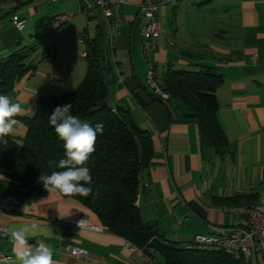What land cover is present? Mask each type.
Masks as SVG:
<instances>
[{"label": "crops", "instance_id": "1", "mask_svg": "<svg viewBox=\"0 0 264 264\" xmlns=\"http://www.w3.org/2000/svg\"><path fill=\"white\" fill-rule=\"evenodd\" d=\"M140 2L128 0L123 7L125 22L114 48L108 99L114 108L127 107L136 123L152 135L154 155L137 196L141 216L145 222L156 223L173 241H194L197 234H209L215 228L240 226L242 215L225 210L226 201L242 195L252 204L264 192V0H180L159 11L162 35L151 54L157 72L210 65L222 76L217 116L229 139L223 154L205 146L197 119L188 115L187 105L173 98L162 102L153 97L146 84L148 59L141 49L146 18L139 10ZM60 4V0H0V59L17 47L30 46L29 37L40 28L39 34L50 31L44 39L50 44L44 54L54 48L50 58L43 56L38 64L33 63L35 70L21 78L9 96L21 105L18 116H32L40 96L76 89L86 74V59L78 54L83 58L79 60L64 43L77 40L76 35L67 34L65 26L54 18L65 12ZM189 6L197 13L188 21L185 13ZM209 9L211 14L201 18ZM87 14L88 20L97 21L95 27L82 21L79 26L73 24L74 31L88 29L93 36L99 23L103 24L102 17L98 12ZM13 15L26 19L22 28L12 23ZM209 25L208 32L205 26ZM209 33L214 38L207 45ZM82 47L86 50V44ZM137 88L148 92L151 102L135 94ZM60 89L65 90L56 93ZM15 119L18 124L12 134L24 135L27 127ZM63 218L78 219L89 227L57 222ZM2 225L8 234L0 236V253L6 255L0 257V264H20L18 253L27 243L48 246L53 264H148L129 249L125 238L108 231L93 211L56 191L26 203L23 213L0 212ZM18 232L23 233L26 245L15 241L13 234ZM66 245L87 248L96 258H74L66 252ZM258 264H264L263 257L258 258Z\"/></svg>", "mask_w": 264, "mask_h": 264}, {"label": "trees", "instance_id": "2", "mask_svg": "<svg viewBox=\"0 0 264 264\" xmlns=\"http://www.w3.org/2000/svg\"><path fill=\"white\" fill-rule=\"evenodd\" d=\"M85 44L87 70L78 87L60 95L40 96L32 116H16L27 127L26 133H10L0 139V194H14L30 203L49 193L39 177L60 170L50 167L49 161L64 158V147L49 124L48 116L55 107L71 103L72 115L92 126L102 123L104 129L97 135L95 151L86 164L92 176L93 194L87 197L61 195L77 199L99 217L108 231L136 247L151 245L152 257L155 260L158 257L161 263L249 264L223 250L189 247L193 241L170 240L156 223L143 220L137 196L142 175L154 155L152 135L136 123L127 107L114 108L109 103V77L114 74L112 58L116 42L112 44L110 38L107 41L104 23H99L95 35L89 32ZM34 49L32 45L17 47L0 59V94L12 96L16 83L35 70V64L27 62ZM53 50L44 54V58H50ZM159 75L161 88L170 95L166 102L173 98L187 105L188 115L197 119L205 146L216 153H225L229 139L217 116V90L222 76L215 67L170 68ZM242 197L238 195L226 202L228 206L251 205Z\"/></svg>", "mask_w": 264, "mask_h": 264}, {"label": "built area", "instance_id": "3", "mask_svg": "<svg viewBox=\"0 0 264 264\" xmlns=\"http://www.w3.org/2000/svg\"><path fill=\"white\" fill-rule=\"evenodd\" d=\"M58 3L59 0H50ZM178 0H141L139 10L146 18V23L141 28V34L144 38L142 43L143 54L148 59V71L146 84L152 91L154 97H158L160 101L166 102L170 95L164 91L160 84V75L157 72L156 62L151 57L152 51L156 45V41L161 37V25L158 20L159 10L165 4L176 3ZM79 11L86 13H99L102 17L105 28L111 43L114 44L117 35L120 32L122 24L125 22L123 7L128 3V0H76ZM74 14L70 11H65L57 14L55 20L65 26L67 34L76 35L80 45L85 44L89 40V32L87 29L75 33L72 25ZM12 23L17 28H22L26 23V19L20 18L18 15H13ZM169 42L172 41L169 39ZM53 48V46H52ZM81 57L87 56L86 50H80ZM254 59L257 54H254ZM26 202L21 200L14 194H0V212H8L20 214L25 211ZM225 210L233 214H240L243 217V224L240 226H230L228 228H215L209 234H197L190 246L199 248L223 250L228 255L235 259H241L249 264H258V258H264V193L258 198L257 203L251 205H231L225 206ZM54 222V220H50ZM58 223L65 226L76 228H88L89 226L78 219L63 218L57 220ZM8 234L6 226H0V236ZM129 249L142 261L148 264H157L151 253L154 249L151 245H146L143 248H138L127 241ZM26 246L35 248L34 243H27ZM66 252L74 258H96L87 248L74 245H66ZM0 257H6L0 253Z\"/></svg>", "mask_w": 264, "mask_h": 264}, {"label": "clouds", "instance_id": "4", "mask_svg": "<svg viewBox=\"0 0 264 264\" xmlns=\"http://www.w3.org/2000/svg\"><path fill=\"white\" fill-rule=\"evenodd\" d=\"M71 108V103H65L55 107L48 116L49 124L63 142L64 158L58 162L49 161L50 167L60 170L52 171L50 175L41 174L39 180L47 191L87 197L93 194V190L90 187L92 176L86 164L95 151L97 135L103 133L104 125L97 123L92 126L81 121L71 114ZM21 112L19 103L13 102L6 94H0V139L13 132L14 126L18 124L15 117ZM13 236L18 244L26 245L22 232L14 233ZM52 257V250L44 243L34 249L26 246L18 253L20 264H53Z\"/></svg>", "mask_w": 264, "mask_h": 264}, {"label": "rangeland", "instance_id": "5", "mask_svg": "<svg viewBox=\"0 0 264 264\" xmlns=\"http://www.w3.org/2000/svg\"><path fill=\"white\" fill-rule=\"evenodd\" d=\"M178 1H180V0H178ZM177 1V2H178ZM176 2V3H177ZM60 5H59V8L62 10H70L71 12H73L74 13V16H73V19H72V25L74 24V23H76V24H78V26L81 24V22L83 21L84 23H89V27L90 28H93V27H95V25H96V20H88L87 19V17H88V14L86 13V12H78L77 11V2H76V0H60ZM176 3H172V5L173 4H176ZM189 3V1H186L185 2V5H187ZM166 5V4H165ZM164 6V5H163ZM189 8V10L185 13V19H188V21L189 20H191V19H193L195 16H196V13H197V11H195V8L193 9V8H191V6H189L188 7ZM160 11V10H159ZM10 14V13H9ZM211 14V10L209 9V10H207V12L206 11H203L202 13H201V18H203L204 16H208V15H210ZM216 19H218V17L216 18ZM215 19V20H216ZM205 28H207V30L208 29H211L212 28V26L211 25H209V26H205ZM43 30L40 28V30L37 32L36 31V33H34V35L33 36H30L29 37V44L30 45H32V46H35V49L31 52V54H30V56H29V58L27 59V62L29 63V62H33V63H35V64H38L39 62H40V60L42 59V57H43V55H44V52L45 51H47V46H49L50 44H48V42L47 41H45L44 39H48L49 38V36H50V31H48V29L47 30H45L42 34H39V33H41ZM66 32V31H65ZM208 32H209V30H208ZM161 34H162V28H161ZM75 35V34H74ZM211 38H214L212 35H211V33H209V35L207 36V39H208V41H206V44L208 45V44H210V42H211ZM191 39V38H190ZM172 41V43H170L169 42V40H168V43L169 44H173V40H171ZM64 43L68 46V48L69 49H72V50H74L75 51V53H76V56L78 57L79 55V51L80 50H84V47H82V45H80L78 42H77V40H76V38H74L73 40L71 39L70 41H64ZM205 44V45H206ZM55 47V46H54ZM141 49H142V47H141ZM77 50H78V52H77ZM208 53V52H207ZM78 59L79 60H81L82 61V59L83 58H79L78 57ZM257 59V58H256ZM63 90H65V89H60V90H57L56 91V93H58V94H60L61 92H63ZM46 92H48L49 94H51V92H49V91H46ZM158 98V97H157ZM156 98V99H157ZM159 101H160V99H158ZM264 193V192H263ZM263 193L261 194V195H263ZM260 195V196H261ZM259 196V197H260ZM257 203V202H256ZM240 206V205H239ZM236 215V214H235ZM101 229V228H100ZM162 264H164L163 262H162Z\"/></svg>", "mask_w": 264, "mask_h": 264}, {"label": "water", "instance_id": "6", "mask_svg": "<svg viewBox=\"0 0 264 264\" xmlns=\"http://www.w3.org/2000/svg\"><path fill=\"white\" fill-rule=\"evenodd\" d=\"M134 93L138 94L144 102L146 103L151 102V96L148 92L142 91L140 88H137L134 90Z\"/></svg>", "mask_w": 264, "mask_h": 264}]
</instances>
